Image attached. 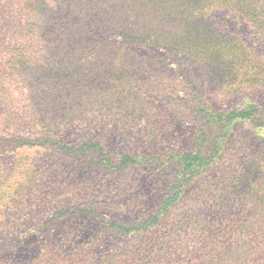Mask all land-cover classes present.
Instances as JSON below:
<instances>
[{"label":"rangeland","instance_id":"374dc122","mask_svg":"<svg viewBox=\"0 0 264 264\" xmlns=\"http://www.w3.org/2000/svg\"><path fill=\"white\" fill-rule=\"evenodd\" d=\"M139 8L45 0L8 25L22 35L0 55V264L264 261V5L254 22L210 13L207 40L247 47L215 75L142 43ZM225 48L208 58L231 60ZM245 107L254 119L231 120ZM191 152L209 160L174 188ZM170 193L158 224L127 231Z\"/></svg>","mask_w":264,"mask_h":264},{"label":"trees","instance_id":"16d2710c","mask_svg":"<svg viewBox=\"0 0 264 264\" xmlns=\"http://www.w3.org/2000/svg\"><path fill=\"white\" fill-rule=\"evenodd\" d=\"M49 1L52 2L54 0ZM123 2L128 7H133L134 4H137V6L141 7L139 8L140 12L144 11V13L149 16V24L146 26L148 30H142V43H144L145 40H151L153 37H157L159 38V46L169 51L172 50L175 53H186L191 59L198 62L196 65H201V67H204L211 75L218 74L225 70H233L243 64L246 65V62L238 57V54L243 50H247V47L244 43L233 42V40L229 43L217 39L207 40L203 32L205 28L209 27L206 20H209L210 13L218 8L238 9L237 12L241 13L239 15L247 21L254 22L253 19H255L257 14L254 15V10L252 8L264 5V0H123ZM44 3L45 0H0V55L4 51L7 52L6 48L11 44L17 43L22 35V30L17 31V29L13 31L9 29L8 25L15 22L17 17H20L22 23L25 17L30 15V10L35 4L43 5ZM201 10L205 11L204 14L201 15L200 21L193 25L189 24L191 20L195 18L198 11ZM88 16L93 17L91 14H88ZM262 18L264 19V14ZM93 19L95 20L94 17ZM87 20L88 18H86L85 21ZM94 23L99 25L96 20ZM78 26L80 27V24H78ZM116 27L120 28L119 26ZM81 28L87 30V24L81 25ZM112 28H114V25H112ZM110 31L119 34L122 33L115 30ZM64 39L59 40L61 44L65 42ZM222 43H225V50H227V53L232 59L225 61L223 58L219 59L214 56L208 58L209 52L213 50L215 45H222ZM259 43L260 45L264 44V39L259 41ZM201 56L204 58L202 61ZM6 70L7 66L1 64L0 77H4ZM262 81L264 82V78L253 80L255 84L261 83ZM253 114L254 112L250 111L247 107L229 113V115L232 116L231 120L235 118L242 120L254 119L255 117ZM201 152L206 154L204 151ZM185 155L187 156L185 157L186 164L183 168V173L179 176L180 178L174 183V188L180 187V189H182L185 183L182 177L185 173L187 172V176H193L197 167L200 168L204 166L205 162L209 160V158L199 153L191 152ZM129 162H135V160L131 157H125L122 161V165H127ZM176 195L178 194H174L175 197L172 196L171 193L167 194L166 202L164 203L162 200V202L158 204V208L154 214L150 217H146L145 220H141L137 225L127 227V231L149 228L158 224L163 217L161 214V205L163 209L166 210L168 206L178 199ZM204 243L205 242L200 243L197 248L204 246ZM261 257L264 260V248ZM256 264H264V261Z\"/></svg>","mask_w":264,"mask_h":264}]
</instances>
